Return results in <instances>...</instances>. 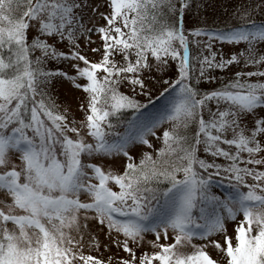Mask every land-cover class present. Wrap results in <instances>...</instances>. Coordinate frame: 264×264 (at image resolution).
Listing matches in <instances>:
<instances>
[{
  "label": "snow or ice",
  "instance_id": "obj_1",
  "mask_svg": "<svg viewBox=\"0 0 264 264\" xmlns=\"http://www.w3.org/2000/svg\"><path fill=\"white\" fill-rule=\"evenodd\" d=\"M203 3L0 0V264H264V0Z\"/></svg>",
  "mask_w": 264,
  "mask_h": 264
},
{
  "label": "rangeland",
  "instance_id": "obj_2",
  "mask_svg": "<svg viewBox=\"0 0 264 264\" xmlns=\"http://www.w3.org/2000/svg\"><path fill=\"white\" fill-rule=\"evenodd\" d=\"M202 7L205 8L206 13L209 16H215L219 14H223L229 10L230 7V0H204V3L202 4ZM195 20V17H193V21ZM59 92L60 97L62 100L61 103L64 100H67L69 103L74 102L75 96H78L79 93L75 92L73 93L70 91V87L68 85H63L57 89ZM105 255H108L107 252L104 253ZM123 255V253H121Z\"/></svg>",
  "mask_w": 264,
  "mask_h": 264
},
{
  "label": "trees",
  "instance_id": "obj_3",
  "mask_svg": "<svg viewBox=\"0 0 264 264\" xmlns=\"http://www.w3.org/2000/svg\"><path fill=\"white\" fill-rule=\"evenodd\" d=\"M254 18L258 19V15H257V17H254ZM167 100H168L167 96H164L163 98H160L158 96L156 100L151 101L150 105L148 106L149 110L153 111V112L159 111L162 107L165 106ZM220 190L223 191L224 188H221Z\"/></svg>",
  "mask_w": 264,
  "mask_h": 264
}]
</instances>
